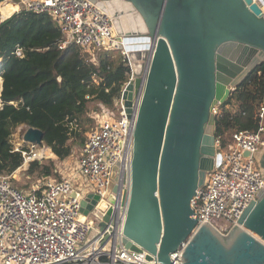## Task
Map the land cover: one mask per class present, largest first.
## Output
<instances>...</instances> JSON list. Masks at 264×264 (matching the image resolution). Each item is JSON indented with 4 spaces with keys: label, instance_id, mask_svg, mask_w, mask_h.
<instances>
[{
    "label": "water",
    "instance_id": "obj_1",
    "mask_svg": "<svg viewBox=\"0 0 264 264\" xmlns=\"http://www.w3.org/2000/svg\"><path fill=\"white\" fill-rule=\"evenodd\" d=\"M91 1L113 18L126 45L133 77L122 94L128 115L139 100L123 245L161 264H172L169 255L185 242L181 264H264V189L226 235L209 224L196 228L190 207L214 166L213 109L264 64V3ZM10 2L21 8V0H0V6ZM42 139L40 130L25 127L22 145L41 146ZM116 170L104 194L106 209L94 194L80 204L83 215H102L100 231L115 227L124 207Z\"/></svg>",
    "mask_w": 264,
    "mask_h": 264
},
{
    "label": "built area",
    "instance_id": "obj_2",
    "mask_svg": "<svg viewBox=\"0 0 264 264\" xmlns=\"http://www.w3.org/2000/svg\"><path fill=\"white\" fill-rule=\"evenodd\" d=\"M20 4L18 11L46 13L53 18L64 37L58 44L60 50L74 43L84 50L119 52L128 66V82L133 79L126 45L116 34L113 18L91 0H21ZM20 54L17 50L16 55ZM1 66L0 58V74ZM1 86L0 75V90ZM122 94L112 107L100 106L92 114L94 126L86 134L79 157L72 166L65 164L59 180L43 177L24 192L13 184L12 174L0 172V264H161L156 256L148 260L146 251H131L122 243L139 108L138 100L128 115ZM223 105L213 109L216 116ZM257 116L256 131L235 130L225 147L215 139L214 166L190 202L196 228L209 224L220 234H228L264 189V171L254 159L264 150V104ZM13 150L22 157L18 171H26L33 161L51 157L50 149L43 144L23 146L22 140ZM244 152L249 155L244 156ZM114 167L120 199L125 193L124 207L116 215L115 227L108 225L100 231L102 215L92 211L85 216L80 204L89 194L106 202L104 194ZM185 246L186 242L169 255L170 263L181 264Z\"/></svg>",
    "mask_w": 264,
    "mask_h": 264
},
{
    "label": "trees",
    "instance_id": "obj_3",
    "mask_svg": "<svg viewBox=\"0 0 264 264\" xmlns=\"http://www.w3.org/2000/svg\"><path fill=\"white\" fill-rule=\"evenodd\" d=\"M63 40L46 13L21 9L0 23V172L4 174H13L22 164L11 136L16 128L25 126L40 130L42 144L55 156V160L31 162L26 176L59 180L56 161L62 163L80 154L86 134L94 126L92 114L100 106L112 107L128 83V66L119 52L84 50L74 43L60 50L58 44ZM263 104L261 64L220 108L215 139L225 147L235 130L256 131L257 113Z\"/></svg>",
    "mask_w": 264,
    "mask_h": 264
},
{
    "label": "rangeland",
    "instance_id": "obj_4",
    "mask_svg": "<svg viewBox=\"0 0 264 264\" xmlns=\"http://www.w3.org/2000/svg\"><path fill=\"white\" fill-rule=\"evenodd\" d=\"M89 108L91 110L94 109L93 104H90ZM24 130H25V127L24 126H20V127L16 128V130L13 132V135L11 136V143H12L13 147H15V146H17L18 144L21 143L22 135L24 133ZM48 155H49V153H48ZM50 156H49L50 158H48V159H54L55 160V156L52 154V152H51ZM78 157H79V155L78 156L77 155L72 156V157L68 158L65 162H62V163H59V162L56 161L57 168L59 170L60 176H61V174L64 173L63 169H64V167H66L65 164L68 163V165L72 166L74 163H76ZM254 159H255V163L258 164L259 155H255ZM45 161H47V159H45L43 162H45ZM256 164L254 165V167H256ZM259 169L261 171H264V168H262V167H259ZM51 178H53V177H51ZM37 180H39V178L37 179V177H34V178L27 177L26 174H25V171H23V170H19V171L17 170V172L12 174L13 184L16 187H18L19 189L23 188L24 190H26L24 192L30 191L32 189L34 181H37ZM106 203H107V201H106Z\"/></svg>",
    "mask_w": 264,
    "mask_h": 264
},
{
    "label": "bare ground",
    "instance_id": "obj_5",
    "mask_svg": "<svg viewBox=\"0 0 264 264\" xmlns=\"http://www.w3.org/2000/svg\"><path fill=\"white\" fill-rule=\"evenodd\" d=\"M258 3H260L258 0L256 1ZM19 9V6L15 3H4L0 6V16L5 19V18H8L10 17L11 15H13L14 13H16ZM141 21V20H140ZM140 47H143L144 45H139ZM136 118H137V115H136ZM135 123H136V119H135ZM132 162V160H131ZM120 200V198H119ZM120 204L118 203V206ZM99 207H101V209H106L107 207V203L105 201H101ZM120 206H119V210H120ZM118 210V212H119Z\"/></svg>",
    "mask_w": 264,
    "mask_h": 264
},
{
    "label": "crops",
    "instance_id": "obj_6",
    "mask_svg": "<svg viewBox=\"0 0 264 264\" xmlns=\"http://www.w3.org/2000/svg\"><path fill=\"white\" fill-rule=\"evenodd\" d=\"M258 166L264 168V150H262L259 154Z\"/></svg>",
    "mask_w": 264,
    "mask_h": 264
}]
</instances>
